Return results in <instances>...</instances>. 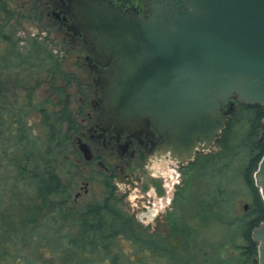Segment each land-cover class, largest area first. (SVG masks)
Masks as SVG:
<instances>
[{"label": "water", "instance_id": "95a60500", "mask_svg": "<svg viewBox=\"0 0 264 264\" xmlns=\"http://www.w3.org/2000/svg\"><path fill=\"white\" fill-rule=\"evenodd\" d=\"M144 20L106 0L76 3L77 26L115 59L104 86L102 124L151 119L176 167L212 152L233 108L264 106V0H144ZM226 109V111H223ZM84 158L89 150L79 144ZM264 205V154L254 173ZM247 206H244V211ZM264 264V223L252 232Z\"/></svg>", "mask_w": 264, "mask_h": 264}, {"label": "trees", "instance_id": "16d2710c", "mask_svg": "<svg viewBox=\"0 0 264 264\" xmlns=\"http://www.w3.org/2000/svg\"><path fill=\"white\" fill-rule=\"evenodd\" d=\"M2 4L0 0V11L4 13ZM8 30L0 19V77L5 71L42 67L45 57L34 55L33 51L22 54L12 43ZM27 110H31L30 105L18 108L0 104V205L5 199L8 201L0 213V259L9 258L10 264H145L150 258L175 261L163 240L141 231L136 219L120 209L122 200L110 186H104L100 202L79 212L66 202L56 164L65 146L63 142L69 138L59 120L43 115L44 143L40 149L29 131L24 116ZM237 110H233L217 145L224 154L232 149L226 142L239 139L238 148L248 152L241 172L252 202L249 214L255 221H241L239 228L248 245L247 253L253 257L256 246L250 240V232L264 222V205L252 175L264 154V139L250 138L264 120V106L239 103ZM221 155L198 156L187 172L196 166L202 168L207 162H217ZM218 202L214 198L207 202L209 213L214 208L222 213ZM62 226L78 232L71 235L61 231ZM123 243L129 245V250L122 247ZM48 254L50 258L44 260Z\"/></svg>", "mask_w": 264, "mask_h": 264}, {"label": "rangeland", "instance_id": "374dc122", "mask_svg": "<svg viewBox=\"0 0 264 264\" xmlns=\"http://www.w3.org/2000/svg\"><path fill=\"white\" fill-rule=\"evenodd\" d=\"M2 2L5 12L0 11V19L3 23L6 22L12 43L18 46L22 54L26 55L30 51V42L33 38L47 39L48 42L52 43L53 49H60L57 39L53 34L50 32L46 33L47 31L40 29L35 21L27 20L29 0H2ZM2 48L3 46L1 45ZM54 56L52 55V58ZM56 56L60 62V70L64 73L65 78L70 77L68 79L70 82H67L59 73L56 75L52 74L50 70L44 71V68L49 66L45 62L46 60L42 63V67L37 69L5 71L0 77V104H14V107L18 108L31 106V110L24 112V116L26 115L25 118L29 131L35 138V142L40 144V149L43 148L44 143L41 111L59 120L63 132L68 133L67 121L58 117L63 113H67L69 107L71 110H74L78 105V98L83 97L85 94V89H79L81 88L79 86H83L85 83V79L83 78L85 72L80 65L81 60L79 62L76 59V55L58 53ZM42 57L49 59L50 55H42ZM63 80L65 81L62 82ZM66 83L68 86H65V90L64 85ZM58 87L62 90H58ZM67 95L69 101H66L65 105H62L61 103ZM231 102L234 111L237 110L238 104L241 103L235 96L231 99ZM260 122L261 126L255 128L250 138L251 140L257 138L264 139V120ZM239 137L241 138V136ZM238 141L239 139H235V141L233 139V142L227 141L226 144L232 145V149H228L224 154H222V148L214 146L215 148L212 153L222 154L217 160L218 163L207 162L202 168L199 166L193 167L192 171L188 173H182L180 169H176L178 179L175 185L177 186L175 198L171 207L173 209H171V213L169 212L170 214L166 215L174 217V219L177 218L178 221H184L192 229V232L190 234L179 233L178 229L181 222L177 223V230L171 226V231H169L166 227L167 223L161 221L158 228L151 230L150 233L163 240L173 252L175 261L170 260V258H150L145 264H252V259L255 256L251 257L247 253L248 248H240L245 244L239 234L241 223L234 227L233 225L224 226L221 222L216 221V214H210L208 217L210 219L205 224V228L198 227L197 222L191 221V219L188 223V217L191 218L196 213L197 203L201 202V206L204 207V214L207 215L209 213L207 202L213 198L220 200L217 205L223 209V213L227 211L225 219L227 217H243L245 213L251 211L252 202L250 193L244 185L245 179L241 172L248 152L246 149L238 148ZM71 148L72 141L69 139L68 142H65L64 150H61V154L57 158L56 171L64 187L69 183L74 184L73 186L75 187L72 189V195L74 196L76 192L82 193L79 187L83 185L80 183L79 174L84 175L86 173L81 171L80 166H75V161L70 159ZM209 153L211 152H206L205 154ZM202 160L204 161L205 159ZM170 167L174 166L171 165ZM198 172L200 175H198ZM138 174L139 172L134 170L132 179L136 182V185L122 178H119L117 183L116 197L122 200L119 207L127 214H132L133 211L135 215L137 214L141 198L149 193V191L153 190L157 194L161 193L160 189L164 182L162 178H147L143 176V178L139 179ZM252 179L254 183V173ZM102 182L103 180L99 176H93L90 179L88 193L86 195L82 194L77 204L73 205L76 211L79 212L86 206L102 200L104 196ZM7 204L8 201L5 199L0 205V213ZM245 205L247 206L246 211H244ZM214 212H217L215 208ZM61 231H67L71 235L78 232L76 228L70 229L66 226H62ZM122 247L125 250H129L127 243H123ZM49 258L50 255L48 254L43 259L48 260ZM8 259H0V264H10Z\"/></svg>", "mask_w": 264, "mask_h": 264}, {"label": "flooded vegetation", "instance_id": "af4514ba", "mask_svg": "<svg viewBox=\"0 0 264 264\" xmlns=\"http://www.w3.org/2000/svg\"><path fill=\"white\" fill-rule=\"evenodd\" d=\"M79 1L88 2V0H29V5L27 6V20L35 21L40 29H44L47 31L46 33L50 32L53 34L60 46V49L56 50L52 48V43L48 42L47 39L33 38L31 40L29 52H35L34 55H50V58L45 61L49 66L44 68V71L50 70L52 74L57 75L59 73L65 78L64 73L60 70V62L56 56L58 53H62L63 55H76V59L79 62L81 60L80 65L85 72L83 76L85 83L83 86H79L81 87L79 89H85V94L83 92L84 96L78 98V105L74 110L69 107L67 113H63L58 117L62 120L65 119L68 123L69 132L65 134L72 141L70 159L75 161V166H80L81 171L86 173L84 175L79 174L80 183L83 185L79 187L82 193L76 192L73 196L72 189L75 186H73V183H69L64 187L65 200L69 204L76 205L81 195L88 193L90 179L93 176L102 178L103 192L105 190L104 186L108 185L116 194L119 178L136 185V182L132 179L134 170H136L139 172V179L145 176L147 178H162L164 181L160 189L161 193L157 194L153 190L149 191L141 198L137 214L135 215L134 211L129 214L131 216L135 215L134 218L141 227V231L151 235V230L158 228L161 221L167 223L166 227L169 231H171V226L177 230V223L181 222L178 229L179 233L190 234L192 229L184 221H178L177 218L174 219V217L166 215L170 214L171 209H173L171 207L173 206L177 188L175 185L178 179L176 169H180L182 173H188L190 164L180 168L170 162L168 153L164 152L168 141L153 126L151 119H148L144 125L127 129H117L114 124L107 125L101 122L104 108V86L110 82L107 77V71L115 59L107 61L106 55L108 53L103 50L98 39L92 40V38L86 36L84 31L78 28L76 3ZM106 1L114 8L120 10L125 16L131 13L140 20H144L150 10L149 4L144 0ZM52 55L55 56L52 58ZM65 79L68 82L70 77ZM65 86L67 87L68 84L66 83ZM57 89L62 90L60 87ZM66 101H69L68 95L65 96L64 103L62 102L61 104L65 105ZM223 111H226V109H223ZM40 115L41 119L43 115L52 118L44 111H41ZM217 140L215 145L218 148ZM79 144H84L89 150L91 157L89 160L84 158L79 150ZM63 145H65V141ZM206 155L208 154L196 152L195 158ZM171 165L174 167H170ZM167 181H170L172 185L170 186L171 196L163 199L166 189L165 184L168 185ZM203 208L199 201L196 213L191 218L188 217V223L191 219V221L197 222L198 227L205 228V224L210 219L208 218L210 214H216V221L221 222L224 226L233 225L234 227L246 219L255 221L249 214L250 212L245 213L243 217H227L226 219L230 220L228 221L225 219V213H215L213 211L205 215L202 212ZM263 223L261 222L257 227ZM255 228L250 232V240H252V232ZM239 234L242 238L243 235L240 231ZM245 244L240 248H247L248 245L245 246ZM255 246L256 256L252 259V264H257V244Z\"/></svg>", "mask_w": 264, "mask_h": 264}, {"label": "built area", "instance_id": "2783aa9c", "mask_svg": "<svg viewBox=\"0 0 264 264\" xmlns=\"http://www.w3.org/2000/svg\"><path fill=\"white\" fill-rule=\"evenodd\" d=\"M167 183H168V185L165 184L166 189H165V194L163 196L164 197L163 199H167L171 196V187L170 186H172V185L170 184V181H167Z\"/></svg>", "mask_w": 264, "mask_h": 264}]
</instances>
